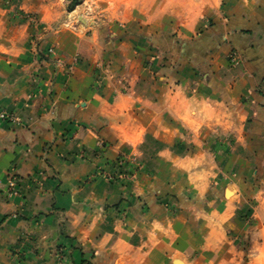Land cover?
<instances>
[{"label": "crops", "instance_id": "obj_1", "mask_svg": "<svg viewBox=\"0 0 264 264\" xmlns=\"http://www.w3.org/2000/svg\"><path fill=\"white\" fill-rule=\"evenodd\" d=\"M0 110V264H264V0H0Z\"/></svg>", "mask_w": 264, "mask_h": 264}, {"label": "built area", "instance_id": "obj_2", "mask_svg": "<svg viewBox=\"0 0 264 264\" xmlns=\"http://www.w3.org/2000/svg\"><path fill=\"white\" fill-rule=\"evenodd\" d=\"M52 46L49 47V51L52 50ZM228 58L232 64H236L239 62L238 56L235 52H230L228 54ZM0 120H10L14 121L15 117L11 115L10 113L0 110ZM123 160H120L119 162L121 163ZM131 163L134 165V171H137L140 168V163L137 161L136 157L133 155L130 157ZM16 184H17V178L15 175H10L8 179V186H7V192L8 194H14L16 193Z\"/></svg>", "mask_w": 264, "mask_h": 264}, {"label": "rangeland", "instance_id": "obj_3", "mask_svg": "<svg viewBox=\"0 0 264 264\" xmlns=\"http://www.w3.org/2000/svg\"><path fill=\"white\" fill-rule=\"evenodd\" d=\"M13 1H15V2H17L18 0H13ZM70 1V0H69ZM76 1H78V0H76ZM66 5H68V3L66 4ZM72 5V4H71ZM70 4H69V6H71Z\"/></svg>", "mask_w": 264, "mask_h": 264}]
</instances>
